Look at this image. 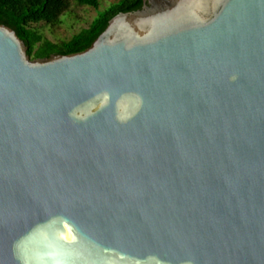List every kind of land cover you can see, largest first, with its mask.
<instances>
[{
  "label": "water",
  "instance_id": "95a60500",
  "mask_svg": "<svg viewBox=\"0 0 264 264\" xmlns=\"http://www.w3.org/2000/svg\"><path fill=\"white\" fill-rule=\"evenodd\" d=\"M0 264H264V0L43 60L0 25Z\"/></svg>",
  "mask_w": 264,
  "mask_h": 264
},
{
  "label": "trees",
  "instance_id": "16d2710c",
  "mask_svg": "<svg viewBox=\"0 0 264 264\" xmlns=\"http://www.w3.org/2000/svg\"><path fill=\"white\" fill-rule=\"evenodd\" d=\"M80 6L99 9V0H75ZM144 6V0H120L71 40L54 44L45 40L33 25H60L61 17L70 7V0H0V25L13 29L28 47L32 60L49 59L54 55H73L85 52L107 29L109 22L121 13H133Z\"/></svg>",
  "mask_w": 264,
  "mask_h": 264
},
{
  "label": "rangeland",
  "instance_id": "374dc122",
  "mask_svg": "<svg viewBox=\"0 0 264 264\" xmlns=\"http://www.w3.org/2000/svg\"><path fill=\"white\" fill-rule=\"evenodd\" d=\"M120 0H99L100 7L95 9L89 6H80L75 0H70V9L61 17L62 23L50 26L46 23L33 25L45 40L54 44H61L71 40L75 35L84 29H88L91 24Z\"/></svg>",
  "mask_w": 264,
  "mask_h": 264
}]
</instances>
